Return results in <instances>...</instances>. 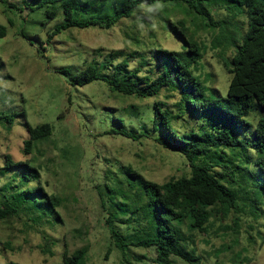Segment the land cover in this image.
I'll return each instance as SVG.
<instances>
[{"label":"rangeland","instance_id":"374dc122","mask_svg":"<svg viewBox=\"0 0 264 264\" xmlns=\"http://www.w3.org/2000/svg\"><path fill=\"white\" fill-rule=\"evenodd\" d=\"M65 2L72 18L86 21L110 17L123 0H6L10 6L6 9L0 3V25L6 28L0 38V211L6 210L0 217V264H61L65 250L81 248L87 252L86 264H122L105 221L109 213L130 208L128 198L122 196L130 170L161 184L188 174L189 168L179 154L150 139L132 141L106 134L121 124L127 129L145 125V111L162 98L143 100L116 92L107 83L115 67L141 65L143 74L144 48L155 41L162 49L180 51L181 39L165 30L161 20H184L190 37L205 47L194 74L199 75L206 96L223 98L230 81L229 57L247 31L246 16L236 1H228L229 10L211 8L212 20L219 23L214 30L204 28L200 16H188L185 4L175 9L173 3L165 7L158 3L152 11L143 7L110 28L70 27L48 41L65 21ZM47 11H54L55 17L48 19ZM136 40L143 48L135 47ZM87 67L95 68L101 79L72 84ZM257 120L254 112L246 117L251 132ZM43 124L51 127L50 136L36 141L25 154L27 125ZM186 125L195 123L188 119ZM249 129L232 128L229 134L243 139L250 136ZM233 146L225 147L217 160L238 164L245 152L232 150ZM250 155V174L226 171L223 175L228 188L250 194L251 203H241L240 208L249 218L240 222L235 219L239 214H230L214 221L207 233H197L200 264H264V173L257 165L259 155L254 151ZM38 181L46 194L60 201L56 209L38 194ZM125 224L117 221L115 227L125 233ZM135 254L152 256L151 250H135Z\"/></svg>","mask_w":264,"mask_h":264},{"label":"trees","instance_id":"16d2710c","mask_svg":"<svg viewBox=\"0 0 264 264\" xmlns=\"http://www.w3.org/2000/svg\"><path fill=\"white\" fill-rule=\"evenodd\" d=\"M228 1L123 0L110 17L86 21L72 18L70 4L65 2V21L49 34L48 41L70 27L110 28L121 19L137 15L141 8L153 9L158 3L162 7L166 3H173L175 9H181L185 4L188 16H200L202 26L214 30L219 27V23L212 20L211 8L225 7L229 10ZM232 1H236L245 14L247 31L241 45L236 46L235 53L229 57L226 68L230 81L225 97L204 94L200 77L194 71L202 61L205 47L190 37L184 20L175 23L161 20L166 25L165 30H171L181 39L180 51L162 49L155 41L154 46L144 48L147 55L144 65L147 68L143 67V74L141 65L129 67L121 64L115 67L113 76L107 82L113 90L124 96L143 100L162 98L154 101L145 111V125L127 129L121 124L118 129L106 134L120 135L132 141L150 139L159 147L179 154L189 168L188 174L170 178L161 184L130 170L123 183L122 195L128 198L130 208L117 214L109 213L105 221L112 245L121 255L122 264H200L195 240L197 233H207L214 221H220L230 214H239V219H235L240 222L249 218L248 212L240 208L241 203H251L250 194L241 189L228 188L223 182V175L226 171L250 174L252 151L259 155L257 165L264 173V159L261 157L264 154V0ZM0 3L6 5L5 9L10 7L6 0H0ZM46 17L52 19L55 12L47 11ZM153 20L154 14L151 13L148 18L151 27ZM5 35L6 28L0 25V38ZM217 36L211 41L213 49ZM150 37H154L152 32ZM135 43V47H141L138 40ZM98 79L101 77L96 69L87 67L72 84L83 86ZM251 112L258 117L253 132L246 121ZM188 119L193 120L195 125L187 126ZM231 127L241 132L249 129L250 136L246 135L243 139L231 137ZM27 129L29 137L24 142L25 154L31 152L36 141L46 139L52 132L48 124L34 128L27 125ZM229 145H234L232 150L242 149L245 152L242 160L238 164L233 162L231 166L225 164L224 159L217 160L219 153H223ZM8 162L11 163L10 160ZM216 168H220V171ZM38 183V194L52 210L56 209L60 201L55 195L46 194L40 181ZM117 203H121L119 199ZM101 205L103 207V203ZM5 212V209L1 210L0 217ZM117 221L126 223L125 233L123 229L120 231L115 227ZM140 249L151 250L152 256L135 254V250ZM40 251L43 252V249ZM86 261L87 252L83 248L72 253L65 250L61 257V264H86ZM3 264L17 263L9 261Z\"/></svg>","mask_w":264,"mask_h":264},{"label":"clouds","instance_id":"9594fccd","mask_svg":"<svg viewBox=\"0 0 264 264\" xmlns=\"http://www.w3.org/2000/svg\"><path fill=\"white\" fill-rule=\"evenodd\" d=\"M148 10H149V11H152V9H151V8H149Z\"/></svg>","mask_w":264,"mask_h":264}]
</instances>
